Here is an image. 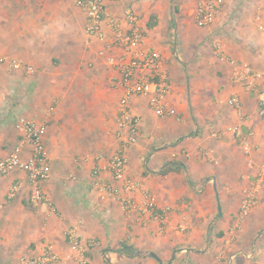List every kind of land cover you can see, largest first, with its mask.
I'll return each instance as SVG.
<instances>
[{"label": "crops", "instance_id": "crops-1", "mask_svg": "<svg viewBox=\"0 0 264 264\" xmlns=\"http://www.w3.org/2000/svg\"><path fill=\"white\" fill-rule=\"evenodd\" d=\"M148 1L154 2L103 0L123 28L125 10L134 3L142 9ZM155 3L157 13L171 5L176 41L181 28L190 34L197 0ZM259 14L264 19V0H226L204 33L217 39L228 56L264 70ZM158 18L142 16L146 38L149 23L155 25ZM85 25L78 0H0V56L5 59L0 64V159L17 146L20 118L48 117L46 150L52 165L51 177L42 183L47 199L39 204L29 199L26 172L0 174V264H20L21 257H37L45 247L59 255L56 264H79V252L66 238L73 226L84 242H99L88 250L93 264H231L235 253L238 264H264V183L252 214L236 217L245 190L264 168V119L257 114L254 94L232 82L229 63L219 62L214 69L205 59L191 71L196 76L201 70L202 76L194 81L189 104L184 89L172 87L169 107L179 117L158 118L147 97L134 98L138 140L125 153L127 172L138 188L124 192L109 168V157L121 143L116 121L123 89L113 80L118 72L99 55L114 33L105 22L107 38L101 40L89 36ZM173 40L172 35L164 64L171 63L172 50L177 55L184 46L174 49ZM214 72L219 77L211 81ZM51 93L57 100L52 113ZM233 94L243 101L242 117L226 104ZM235 125L254 132L251 154L228 130ZM100 153L105 157L97 159ZM17 181L22 189L9 198ZM106 186L117 197L108 195ZM145 191L155 199L157 212L168 208L163 219L144 209H124L120 198L141 205Z\"/></svg>", "mask_w": 264, "mask_h": 264}, {"label": "built area", "instance_id": "built-area-1", "mask_svg": "<svg viewBox=\"0 0 264 264\" xmlns=\"http://www.w3.org/2000/svg\"><path fill=\"white\" fill-rule=\"evenodd\" d=\"M78 4L86 14L85 32L89 36L105 40L107 38L104 29L105 22L114 33V38L107 44L106 48L99 51V55L104 58V63L108 67L118 72L113 80L123 89L116 121V136L121 143L118 150L109 157V168L113 176L122 182L123 191L128 193L138 188V183L127 172L128 158L125 153L126 147L137 142L139 132L140 116L132 111L131 102L136 97L145 96L148 99L150 109L157 117H166L172 114L179 117L169 107V95L172 91L171 77L165 68L163 52L143 46L144 30L132 7L125 10L127 28H123L121 21L107 12L103 0H78ZM225 5L226 0H197L194 14L196 23L202 27L213 24ZM256 22L264 33V19L260 14L257 15ZM214 46L219 59L229 63L232 67V82L254 94L258 115L264 119V70H255L250 65L228 56L219 41H216ZM4 60L0 56V64ZM29 70L31 71V68ZM226 104L235 108L239 116L245 115L243 101L238 95H231ZM54 109V106L50 107V113ZM48 124V117L44 119L20 118L16 124L19 130L17 146L10 154L0 159V174H8L16 168L26 172L31 184L29 199L35 204L47 199L42 189V183L48 180L52 174L51 159L46 150ZM228 130L240 142L244 152L251 154L254 149V132H245L239 125L230 126ZM25 150H28L26 157L23 155ZM103 157H105V153L97 155V159ZM94 173H99L98 167L95 168ZM263 183L264 168L255 183L245 190L238 219L248 216L255 207L258 201L257 193ZM21 189L22 182L17 181L9 191V198H15ZM105 190L108 195H114L110 186H106ZM118 197L120 198V196ZM120 199L126 211L133 208L144 209L155 212L160 219H163L168 211V208H163L161 212H157V203L148 191L144 192L141 205L130 199ZM237 226L238 224L233 226L231 232ZM66 238L71 248L79 252V264H93L88 255V250L99 245L96 239L91 238L84 242L83 236L76 226L67 229ZM232 240L233 237L229 238L227 242L230 243ZM223 254L224 251L221 256ZM237 256V253L230 255L231 264L235 262ZM247 257H252V254H248ZM59 261V255L50 247H45L42 254L37 257L23 256L20 258V264H56Z\"/></svg>", "mask_w": 264, "mask_h": 264}, {"label": "rangeland", "instance_id": "rangeland-1", "mask_svg": "<svg viewBox=\"0 0 264 264\" xmlns=\"http://www.w3.org/2000/svg\"><path fill=\"white\" fill-rule=\"evenodd\" d=\"M125 1V0H124ZM154 2H146L143 4L144 8L140 9V6L131 4L134 12L136 15L139 17V19H142V16L145 14H159L158 21L155 22V25L153 27H148L147 28V38L146 34L144 33V38H143V45L145 48L148 49H158L161 50L163 53L167 50L168 46L170 45V39L171 36L173 35V43L171 42V45L173 44L174 49L177 48V46L184 45L182 47V50L178 48V54L176 55L174 50H172L171 54V63H165V68L168 70L170 77H171V86H179L184 89L185 93V102L187 104L190 103V90L193 88L194 81L196 79H201V70L197 72L196 76H194L193 73H191L192 69L198 68V62L204 61L206 59L207 63L209 65H212V67L218 68L216 64H219V62H222L218 56H216L215 53V46L214 43L218 41L217 39H214L213 36H210L209 34L204 33L206 30L207 26L201 27L199 26L196 21L195 24L193 23L190 25L189 30H191L190 34H185L184 29H180L181 33L180 37L177 40V34H176V27L175 25V20L171 18L170 16V10H171V5L167 6H162L161 10L162 13H157V10L155 9L154 6H156L155 1ZM146 40L150 41L153 45L155 46H148L146 44ZM176 45V46H175ZM180 47V48H181ZM206 50H205V49ZM208 48V50H207ZM184 49V50H183ZM202 53H205L202 55ZM194 55V56H192ZM181 57V58H179ZM165 62V59H164ZM212 74V73H211ZM214 74H216L214 72ZM213 74V79L211 81H215L218 79V75ZM219 74V73H218ZM218 81V80H217ZM191 84V86H190ZM194 92V90H193ZM53 94L51 93L50 98L52 99ZM89 99L91 97L88 96ZM148 101V99H146ZM57 100L55 98L52 99L50 107L55 108ZM84 104V103H83ZM85 105V104H84ZM149 106V105H148ZM230 107V106H229ZM257 107V105H256ZM150 108V107H149ZM231 109L235 110V108L230 107ZM171 109V108H170ZM151 110V109H150ZM236 111V110H235ZM237 113V112H236ZM258 114V110H257ZM176 117L174 114L168 115L166 117H158V118H168V117ZM177 118V117H176ZM37 119V118H34ZM199 124L201 123L200 120H198ZM128 165V164H127ZM17 169V168H16ZM15 170V169H14ZM22 170V169H20ZM24 171V170H22ZM25 172V171H24ZM257 198H258V193H257ZM243 201V200H242ZM242 203V202H241ZM253 212V211H252ZM251 212V214H252ZM250 214V215H251ZM239 211L237 213L238 217ZM239 258L235 260L233 264H238L239 263Z\"/></svg>", "mask_w": 264, "mask_h": 264}, {"label": "trees", "instance_id": "trees-1", "mask_svg": "<svg viewBox=\"0 0 264 264\" xmlns=\"http://www.w3.org/2000/svg\"><path fill=\"white\" fill-rule=\"evenodd\" d=\"M154 26V24L153 23H149V27H153ZM125 246V245H124ZM125 247H129V246H125Z\"/></svg>", "mask_w": 264, "mask_h": 264}, {"label": "water", "instance_id": "water-1", "mask_svg": "<svg viewBox=\"0 0 264 264\" xmlns=\"http://www.w3.org/2000/svg\"><path fill=\"white\" fill-rule=\"evenodd\" d=\"M153 256H155L156 258H158V257H157V255H156V254H154V253H153Z\"/></svg>", "mask_w": 264, "mask_h": 264}]
</instances>
